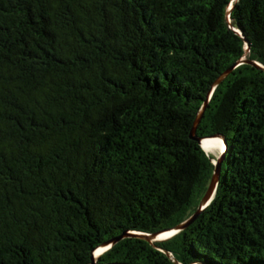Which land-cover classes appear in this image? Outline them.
Here are the masks:
<instances>
[{"label":"trees","instance_id":"obj_1","mask_svg":"<svg viewBox=\"0 0 264 264\" xmlns=\"http://www.w3.org/2000/svg\"><path fill=\"white\" fill-rule=\"evenodd\" d=\"M243 58L264 65V0H0V264H92L188 220L214 173L194 121ZM215 135L209 207L99 264H264L262 69L213 90Z\"/></svg>","mask_w":264,"mask_h":264},{"label":"water","instance_id":"obj_2","mask_svg":"<svg viewBox=\"0 0 264 264\" xmlns=\"http://www.w3.org/2000/svg\"><path fill=\"white\" fill-rule=\"evenodd\" d=\"M230 10H231V8L229 9V14H230ZM249 50H250V47H249V45L247 43V52H249ZM242 64H250V65H253L256 68L262 69L264 71V65L263 64L255 62V61L247 60L246 58H243L242 60L237 62L235 65H233L228 71H226L224 74H222L217 79V81L215 82V84L213 86V89H212L211 93L209 94L208 99L206 100V102L201 107V109H200V111H199V113H198V115H197V117H196V119L194 121L192 130H191L190 137L193 140L197 141L204 150H205V148L203 147V141L205 139H207V138H221L223 140L224 145H225V149L221 153L220 157L212 159V163L214 165V173H213L212 179L210 181L209 187H208L205 195L201 199V201L199 203V206H198V209L196 210V212L188 220H186L185 222L179 224L178 226H176L174 228L168 229V230L156 232V233H153V234H147V233L136 232V231H132V232L128 231V232L123 233L121 236H119V237H117L115 239L109 240V241L103 243L102 245H100L99 247H97L93 251L92 264H99L98 263V259H99V257L101 255H103L105 252L110 250L115 244H117L121 240H123L125 238H128V237L143 239V240H145V241H147V242H149V243H151L153 245H154L155 242H161V241H166L168 239H171L175 235H177L180 232H182L183 230H185L189 225H191L200 216V214L209 207V205L211 204V202L213 201V199H214V197L216 195V191H217V188H218V185H219V181H220V177H221V171H222V164H223V161L225 160V153H226V150H227V141H226V139H225V137L223 135H215V136L207 137V138H199V137L196 136V132H197V128H198L199 124L201 123V121L203 119L207 104L209 102V99H210V96H211L213 90L218 85H220L223 82V80L236 67H238V66H240ZM205 152L208 153L206 150H205ZM164 233H170V236L165 237V238H159V236L161 234H164ZM98 249H102V252H101V254L98 257H96L95 256V252Z\"/></svg>","mask_w":264,"mask_h":264},{"label":"bare ground","instance_id":"obj_3","mask_svg":"<svg viewBox=\"0 0 264 264\" xmlns=\"http://www.w3.org/2000/svg\"><path fill=\"white\" fill-rule=\"evenodd\" d=\"M203 147L207 152H214L216 150L224 151L225 145L223 144V140L221 138H207L203 141ZM170 236V233H164L159 236V238H165ZM102 252V249H98L95 252V256L98 257Z\"/></svg>","mask_w":264,"mask_h":264},{"label":"rangeland","instance_id":"obj_4","mask_svg":"<svg viewBox=\"0 0 264 264\" xmlns=\"http://www.w3.org/2000/svg\"><path fill=\"white\" fill-rule=\"evenodd\" d=\"M222 140V139H221ZM224 144V143H223ZM223 151H220V150H216L215 151V153L214 152H208V154L209 155H211V156H213L214 158H218V157H220V155H221V153H222Z\"/></svg>","mask_w":264,"mask_h":264}]
</instances>
